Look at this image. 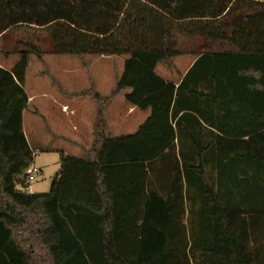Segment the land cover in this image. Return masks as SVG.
Masks as SVG:
<instances>
[{
    "label": "trees",
    "instance_id": "1",
    "mask_svg": "<svg viewBox=\"0 0 264 264\" xmlns=\"http://www.w3.org/2000/svg\"><path fill=\"white\" fill-rule=\"evenodd\" d=\"M23 25L39 37L0 64V264H264V0H0V42ZM177 37L199 50L171 81ZM45 52L124 55L112 94L148 115L113 135L99 108L90 153L30 192L24 82Z\"/></svg>",
    "mask_w": 264,
    "mask_h": 264
},
{
    "label": "rangeland",
    "instance_id": "2",
    "mask_svg": "<svg viewBox=\"0 0 264 264\" xmlns=\"http://www.w3.org/2000/svg\"><path fill=\"white\" fill-rule=\"evenodd\" d=\"M38 30L23 25L0 42L1 66L11 68L18 58L17 52L22 49V45L15 47L16 41H32L39 37ZM176 40L180 50L175 58L176 71H181L199 50L198 41L187 37ZM124 58V55L45 52L39 59L34 54L29 55L24 89L30 101L23 113V127L33 151L30 165L41 170L28 182L32 192L49 190L52 178L59 170L61 153L78 157L90 153L99 108L103 110L108 132L113 135L133 132L144 119L138 120V111L131 113L125 109L126 90L112 94ZM166 69L160 65L156 67L160 76L168 73ZM62 105L67 111H62Z\"/></svg>",
    "mask_w": 264,
    "mask_h": 264
},
{
    "label": "crops",
    "instance_id": "3",
    "mask_svg": "<svg viewBox=\"0 0 264 264\" xmlns=\"http://www.w3.org/2000/svg\"><path fill=\"white\" fill-rule=\"evenodd\" d=\"M177 57V56H176ZM176 57H174V59H173V64H174V66H173V68L172 69H166V70H168V73H165V75L164 76H162V77H164L165 79H167V80H171V81H177V78L180 76V74L181 75H183L184 73H185V71L189 68V66L191 65V63L193 62V59H192V61L186 66V67H184L181 71L180 70H178V71H176V69H178L177 68V63L175 62V58ZM158 66V65H157ZM161 66V65H160ZM161 67H163V66H161ZM25 90V89H24ZM128 90H126V92H127ZM26 92V91H25ZM26 94H27V92H26ZM27 96H28V102H27V104L29 103V101H30V96L27 94ZM124 106H125V109L126 110H128V111H131V113H134V112H136V111H138L137 113L139 114V118H138V120L139 121H141L142 120V118H146L147 117V115H148V111H142V110H139V109H137L136 107H134V106H131V105H129L127 102H125V104H124ZM62 111H67L66 110V106L65 105H62ZM25 110V109H24ZM23 113H24V111H23ZM144 116V117H143ZM143 119V120H144ZM142 120V121H143ZM138 121V122H139ZM141 121V122H142ZM140 122V123H141ZM139 123V124H140ZM138 124V125H139ZM23 126V125H22ZM137 128V127H136ZM23 133H24V135H25V137H26V133H25V130H24V127H23ZM26 139H27V137H26ZM28 141V140H27ZM29 143V142H28ZM44 148V147H43ZM41 172V170L39 169V173ZM30 192H32L31 191V189H30Z\"/></svg>",
    "mask_w": 264,
    "mask_h": 264
},
{
    "label": "built area",
    "instance_id": "4",
    "mask_svg": "<svg viewBox=\"0 0 264 264\" xmlns=\"http://www.w3.org/2000/svg\"><path fill=\"white\" fill-rule=\"evenodd\" d=\"M39 172V169L36 168L35 166L29 165L24 173L26 174V180L29 182L30 180H32L34 178V173ZM22 189L30 191V187L29 186H25L22 187Z\"/></svg>",
    "mask_w": 264,
    "mask_h": 264
}]
</instances>
